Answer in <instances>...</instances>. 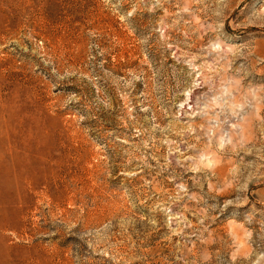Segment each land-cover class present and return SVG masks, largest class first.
Instances as JSON below:
<instances>
[{
  "label": "rangeland",
  "instance_id": "rangeland-1",
  "mask_svg": "<svg viewBox=\"0 0 264 264\" xmlns=\"http://www.w3.org/2000/svg\"><path fill=\"white\" fill-rule=\"evenodd\" d=\"M0 264H264V0H0Z\"/></svg>",
  "mask_w": 264,
  "mask_h": 264
},
{
  "label": "bare ground",
  "instance_id": "bare-ground-1",
  "mask_svg": "<svg viewBox=\"0 0 264 264\" xmlns=\"http://www.w3.org/2000/svg\"><path fill=\"white\" fill-rule=\"evenodd\" d=\"M43 174V173H42Z\"/></svg>",
  "mask_w": 264,
  "mask_h": 264
}]
</instances>
